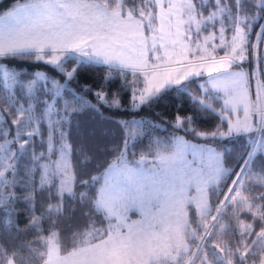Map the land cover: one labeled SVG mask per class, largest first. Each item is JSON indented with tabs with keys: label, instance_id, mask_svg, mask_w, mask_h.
Instances as JSON below:
<instances>
[{
	"label": "snow or ice",
	"instance_id": "6c2138e0",
	"mask_svg": "<svg viewBox=\"0 0 264 264\" xmlns=\"http://www.w3.org/2000/svg\"><path fill=\"white\" fill-rule=\"evenodd\" d=\"M13 59L44 63L65 81L83 65H106L104 79L124 78L136 108L175 88L220 123L198 131L191 115L177 116L174 129L207 144L247 137L245 150L228 168L216 148L175 136L167 144L153 139L136 159L130 146L143 123L117 121L125 137L115 158L77 181L67 127L86 109L119 108L118 97L106 99L101 88L93 92L98 104L75 93L64 99L59 80L43 71L25 78L4 63ZM203 76L200 94L189 93L184 81ZM0 80L8 91L0 108V212L10 231L17 201L27 202L35 238L22 239L29 233L16 226L11 245L0 242V264H264V0H14L0 12ZM189 152L201 163H189ZM38 193L50 201L39 215ZM73 205L84 222L66 225L70 244L61 255L57 221H73ZM133 208L140 220L129 221Z\"/></svg>",
	"mask_w": 264,
	"mask_h": 264
},
{
	"label": "trees",
	"instance_id": "16d2710c",
	"mask_svg": "<svg viewBox=\"0 0 264 264\" xmlns=\"http://www.w3.org/2000/svg\"><path fill=\"white\" fill-rule=\"evenodd\" d=\"M13 3L14 0H0V12L9 9ZM4 63L8 64L12 70L21 72L25 78L32 77L35 71H43L49 77H54L64 84V99H71L73 93H75L83 95L84 99L93 104H98L93 92L101 88L107 94L106 99L111 100L114 95L118 97L121 105L119 108H109L99 105V113L91 109H86L73 118L67 127V138L72 148L71 165L73 171L76 173L77 181L82 179L87 180L90 175H98L105 164L115 158L125 137V131L117 121L143 123L141 135L137 137L130 146V153L134 152L136 159L139 158L141 153H148V146L153 139H159L167 144L170 139L175 136H181L185 140L216 148L218 152L223 153V162L225 167L228 168L235 167V162L245 150L247 137H239L235 140H224L219 144H207L206 141L194 137L189 132L174 129L173 125L176 123L177 116L183 119L191 115L195 121L194 127L198 131L210 132L220 123L216 113L208 111L201 114V112L193 106V102L189 98V95L187 93H180L175 88L164 92L152 103L136 108L132 103L131 86H125L124 78L116 77L115 73H112V79H104L105 76L109 74L106 65H83L78 70V75L75 79L65 81V78L50 66L44 63L34 62L31 59H13L4 61ZM67 66L70 69L74 64L69 61ZM203 78L204 76L194 77L184 81L185 84L190 85L188 92L193 95H199L200 89L198 85ZM130 79L131 76H129V80ZM137 83H139V81H137ZM86 88L92 91L85 92ZM7 97L8 91L5 89L3 81L0 80V108L7 107L5 103ZM221 104L222 101L220 100L212 101V105L217 111H219ZM43 108L44 106L41 107V110ZM41 127L42 131L46 130L45 123H42ZM35 146L37 151L44 150L40 144V137L36 138ZM148 157L153 159L152 155ZM128 158L131 160L134 157L129 154ZM23 159L27 160L26 157ZM97 187L98 185L91 186L89 194L92 195ZM81 190H83V187L77 184L76 191L79 192ZM16 192L18 196L23 195L21 188H17ZM49 202V197L46 193H38L35 205L36 214L39 215ZM51 202L54 203L55 201ZM65 207H67V203ZM73 207L77 209L73 221H57L56 230L61 236L62 254H65L63 249L70 244L71 237V231L66 225L69 223L75 224L84 222L78 205H73ZM84 211H88V209L85 208ZM15 213L12 229L7 231L3 224L4 214L0 212V242L5 243L6 246H10L12 237L17 235L15 232L16 226L29 233L24 235L22 239L26 241H34L35 239L30 234V230L26 228L27 220L30 216L27 202L24 200L17 201ZM93 219H96V217L93 216ZM225 222H227V219ZM97 223H99V221H97ZM43 227L45 231L49 228L47 220L44 221Z\"/></svg>",
	"mask_w": 264,
	"mask_h": 264
},
{
	"label": "rangeland",
	"instance_id": "374dc122",
	"mask_svg": "<svg viewBox=\"0 0 264 264\" xmlns=\"http://www.w3.org/2000/svg\"><path fill=\"white\" fill-rule=\"evenodd\" d=\"M180 68H182L183 69V66H181ZM179 67H177V69L179 70L180 69ZM184 70V69H183ZM182 70V71H183ZM245 70L246 71H250L251 70V68L250 67H245ZM36 72V71H35ZM34 73V72H33ZM26 78H30V77H26ZM191 78H194V77H190V79ZM207 78V77H206ZM205 81H203V82H201V84L202 83H204ZM15 92H16V90L15 89H13V94H15ZM26 100H27V98H25ZM30 102H32V103H35L34 101H30ZM25 106H27V104H25ZM42 106H44L43 104H40L39 105V109H40V111L42 112L43 111V109L41 110V107ZM46 124V123H45ZM41 130H42V127H41ZM188 141V140H187ZM190 142H192V141H190ZM210 147V146H209ZM148 159H149V161L151 162L153 159H151V158H149L148 157ZM196 159V164H200L201 163V160L200 159H197V158H195ZM70 162H71V156H70ZM193 162V158L191 159V163ZM205 164L207 163V160L205 159L204 161H203ZM72 166V165H71ZM128 217H129V221H133V220H140L141 219V214H140V212L138 211V210H136L135 208H133V209H131L130 211H129V213H128ZM61 255H64V254H62L61 253Z\"/></svg>",
	"mask_w": 264,
	"mask_h": 264
},
{
	"label": "crops",
	"instance_id": "0c3cea01",
	"mask_svg": "<svg viewBox=\"0 0 264 264\" xmlns=\"http://www.w3.org/2000/svg\"><path fill=\"white\" fill-rule=\"evenodd\" d=\"M181 66H182V65H176V64H173V65H168L167 67H174V68L179 67V68H180ZM182 70H183L182 68L179 69V71H182ZM206 79H207L206 76H204V78L201 79L200 84H201V82L205 81ZM184 140H185V139H184ZM186 141H187V140H186ZM188 142H189V143H192V144H198V143H195V142H190V141H188ZM199 145L206 146V145H203V144H199ZM208 147H209V146H208ZM187 158H188V160H189V163H191V159H192V158H193V160H195V162H196V159H195V158L201 160V157H200L199 154H197L195 157H193V155H192L191 152L188 153Z\"/></svg>",
	"mask_w": 264,
	"mask_h": 264
}]
</instances>
